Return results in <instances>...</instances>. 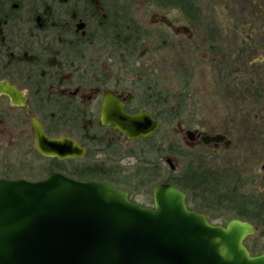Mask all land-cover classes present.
Returning <instances> with one entry per match:
<instances>
[{
  "label": "water",
  "instance_id": "obj_1",
  "mask_svg": "<svg viewBox=\"0 0 264 264\" xmlns=\"http://www.w3.org/2000/svg\"><path fill=\"white\" fill-rule=\"evenodd\" d=\"M13 101L18 93L4 88ZM112 92L104 95L103 126L145 138L160 123L142 111L128 115ZM35 146L45 157H83L68 138L50 139L31 120ZM189 139L194 133L187 131ZM201 142H231L226 135H203ZM173 168L171 160L167 161ZM153 205L130 199L127 191L103 182L77 181L52 172L40 181L0 180V264H264L246 240L257 233L248 221L212 223L191 209L184 191L161 183L152 190Z\"/></svg>",
  "mask_w": 264,
  "mask_h": 264
},
{
  "label": "flooded vegetation",
  "instance_id": "obj_2",
  "mask_svg": "<svg viewBox=\"0 0 264 264\" xmlns=\"http://www.w3.org/2000/svg\"><path fill=\"white\" fill-rule=\"evenodd\" d=\"M28 1L34 2V0ZM135 1L139 2V0H118L121 8L125 7L133 18L135 17L133 8ZM94 2L102 11L104 7L101 1L94 0ZM24 3L25 0H0V14L7 13L5 22L0 16V34L2 35L0 38V141H6L8 137L13 136L2 129L4 125H13L18 131L14 138L20 141L19 148L27 143L33 158L37 161L32 163V175L28 170L27 174H21V171L18 174L2 172L0 180L40 181L50 173L56 172L81 181L73 175L84 172L88 162L119 167L120 160L133 155L131 154L133 143L149 138L157 141L163 138L161 135L163 122L156 113L153 114L143 107L146 105L145 99L141 97L143 86L157 80L160 88L165 93H171L172 98L174 93L183 91L182 83L185 78L183 76L188 73V76H192L195 72L194 69L188 71L189 68L181 65L178 69L179 76L172 77L173 79L170 75L161 76L160 69L155 66V62H152L154 57L165 53L172 54V60H178L183 45H180L181 39L176 40L174 37L179 35H186L184 39L188 42L193 54L202 48L207 47L210 51L211 47L217 46L213 44L215 43L214 27H205V22L199 17L196 21H189L180 10L166 7L157 9L179 11L187 25L178 27L170 21L167 22L165 17L161 20L163 28H153L144 26L136 18L143 29L152 30L153 37L147 43H140V45H136L131 38L128 47L118 48L117 42L109 45L99 40L91 42L87 39V23L83 18H79L73 24H65L66 28L70 26L68 31L73 30L74 36H79L78 43L73 47L68 43V39H65L63 40L65 44L60 43L59 49L57 48L58 53H55V39L49 31L54 27L49 23L40 22V19L44 21V17L37 5L24 7ZM75 12L76 10L74 14ZM101 25L103 24L100 23L99 26ZM207 29L209 35L200 39L201 32ZM45 30L48 31L45 32ZM102 33H104L103 27L98 28L97 35L100 37ZM199 39L201 41L197 43ZM71 48L75 49V55L66 54L65 51ZM106 63H110L111 66L116 64L120 66L123 71L120 81L117 79L118 76L105 74L104 64ZM113 83L114 86H112ZM123 83L127 84L125 88L130 89L127 95H123L118 90L117 86ZM8 86L17 91L16 102L4 91V88ZM107 92H112L124 102L123 111L128 115L146 111L153 120L160 123L159 129L148 137L127 140L126 134L115 131L112 126H103L100 122V112ZM161 103L160 105H163V102ZM31 120L39 122L50 139L68 138L74 141L85 150V156L65 159L42 156L35 146ZM188 130L194 133L192 140L187 135ZM203 135L209 134L186 129L187 145L184 143L185 146L191 148L197 142L202 144ZM170 160L173 162L171 158ZM95 179L84 181H98ZM126 179H131V175L130 177L126 175L124 181Z\"/></svg>",
  "mask_w": 264,
  "mask_h": 264
},
{
  "label": "rangeland",
  "instance_id": "obj_3",
  "mask_svg": "<svg viewBox=\"0 0 264 264\" xmlns=\"http://www.w3.org/2000/svg\"><path fill=\"white\" fill-rule=\"evenodd\" d=\"M196 4L200 6L202 20L206 24L204 26L215 29L213 30L215 37V43L212 41L213 44L220 48L228 46L233 49L232 51H236L233 56H230L232 60L231 72L237 73V76L243 75V79H246V71L249 70L248 64L254 68H259V65L264 64V0H196ZM133 8L135 17L146 27L163 28L161 20L165 17L167 22L170 21L178 27L182 28L187 25L179 11L157 9L153 0H139L138 3L135 1ZM201 33L200 39L209 35L208 29ZM185 37L186 35L174 37L176 40L181 39L180 45H183L181 56H179L180 60H172V54L165 53L162 56H155V59L152 60L155 62V66L160 69L161 76L163 74L170 75L171 78L179 76L178 69L181 65L189 68L188 71L195 70L191 76L190 105L187 107L186 114L180 120L162 126L161 135L163 138L160 139V142L165 147L169 142L176 140L187 145L185 131L189 128L202 134H224L231 142L229 146L224 143L202 145L197 142L190 149H193L200 157L206 158V164L211 169H226L254 176L259 182H264V127L261 125L264 123V87L262 86L264 84V69L256 70L263 89L258 96L259 99H253L247 89L243 90V96L237 88L226 91L219 79L218 61L210 57L209 49L205 47L200 51L195 50L194 55L189 49ZM200 39L197 43L201 41ZM247 44L250 45L251 51L245 53ZM241 51L244 56L239 57L242 54ZM237 52L240 54L237 55ZM217 58L220 59L216 56ZM104 69L107 76L108 74L118 76L117 79L120 81L123 71L118 64L111 66L110 63H106ZM126 85L123 83L117 86L123 95H127L130 90L125 88ZM258 100H260L259 103ZM2 129L13 136L8 137L6 141H0V173L18 174L21 171V174H27L28 170L32 175V163H36L37 160L33 158L29 145L24 143V146L21 145L19 148L20 141L14 138L18 131L14 129L13 125L6 124ZM142 146L145 144L133 143L131 153L134 151L138 153ZM168 157L173 161V168L167 163L170 159ZM137 163L136 157L132 155L120 160L119 167L109 164L107 168L109 172L116 174L117 181H122L126 175L130 177ZM161 163L167 168L173 169L177 174L182 172L185 164L180 157L170 154H165ZM263 184L261 183L257 189L264 196ZM142 197L136 199L141 204H143ZM215 213L220 214V212ZM214 221L222 224L223 218L214 219ZM258 235L259 233H256L248 240L260 238L264 243V237H259L262 234Z\"/></svg>",
  "mask_w": 264,
  "mask_h": 264
},
{
  "label": "trees",
  "instance_id": "obj_4",
  "mask_svg": "<svg viewBox=\"0 0 264 264\" xmlns=\"http://www.w3.org/2000/svg\"><path fill=\"white\" fill-rule=\"evenodd\" d=\"M99 1L104 7L102 11L97 7L94 0H34V2L25 0L24 7L37 5L44 17V21L40 19V22L49 23L54 27L53 30L49 31L52 32L55 39V53H58L57 48L59 49L60 43L65 44L63 42L65 39H68V43L72 44L73 47L78 43L79 36H74L73 30L68 31L70 26L66 28L65 24H73L79 18L86 21V38L91 42L99 40L103 44L109 43V45L117 42L118 48H126L131 38L134 39L136 45H140V43H147L153 37L151 35L152 30L143 29L136 17L133 18V15L126 11L125 7L121 8L118 0ZM154 4L160 9L166 7L178 9L189 21H196L197 17L202 19L200 6L196 4V0H154ZM74 10H76L75 14ZM6 14L5 12L0 14L3 22L6 21ZM100 23L103 24L101 27L99 26ZM102 27L104 33L99 37L97 30ZM39 31L44 32V30ZM47 31L45 30V32ZM1 36L0 34V38ZM245 46V53L251 51L249 44ZM229 48H220L217 45L215 48L211 47L209 51L210 57L218 61L219 68L217 71L219 79L224 85L223 88H226V91L237 88L241 96H243V90L247 89L253 99H259L258 96L263 90L264 84L261 86L256 70L264 69V64L259 65V68L251 67L248 64L249 70L246 71V79H243V75L237 76V73L231 72L232 60L230 56H233L236 51ZM65 52L70 56L76 54L74 48ZM238 54L240 52H237ZM242 55L243 53L239 57ZM216 56L220 59H216ZM186 76L187 78H184L182 83L183 91L174 93L172 98L170 97L171 93H165L160 88L157 80L143 86L141 97L145 99L144 103L146 104L143 107L153 114L156 113L163 124L170 125L186 114L187 107L190 105L192 80L191 75L185 74L184 77ZM161 102L163 105H160ZM259 102L260 100H258ZM261 125L264 127V123ZM136 143L145 144V146H142L138 153L135 151L131 153L138 161L131 172V179L117 181L115 179L116 174L109 172L108 165H97L93 162H88L84 172H79L73 177L81 181L96 178L95 180L127 190L134 201L143 196V205L145 206L152 204V190L156 185L169 183L184 191L189 207L205 213L212 223L220 224L214 219L223 218L221 223L226 225L231 219H241L252 223L257 228V233L262 234L258 236L264 237V196L257 189L261 183H264L263 181L259 182L254 176H247L226 169H211L206 164V158L200 157L193 149L188 148L179 140L169 142L166 147L160 140L157 141L154 138L140 140ZM165 154L178 156L185 162L180 174L161 163ZM214 212H220V214H214ZM246 245L252 255L264 253V243L261 242L260 238L252 241L247 240Z\"/></svg>",
  "mask_w": 264,
  "mask_h": 264
}]
</instances>
